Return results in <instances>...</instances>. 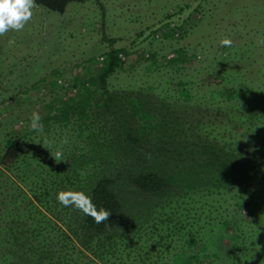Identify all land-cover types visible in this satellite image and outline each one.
<instances>
[{"label":"rangeland","instance_id":"1","mask_svg":"<svg viewBox=\"0 0 264 264\" xmlns=\"http://www.w3.org/2000/svg\"><path fill=\"white\" fill-rule=\"evenodd\" d=\"M187 18L185 26L175 28L177 35L167 32ZM223 37L232 39L231 48L220 45ZM258 39H264V0H84L69 2L63 12L36 4L22 31L0 36V156L9 141L19 146L13 165H0V191L19 201L21 209L33 200L48 214L53 205L63 214L64 206L56 199L59 191L90 196L94 183L109 176L115 179L112 190L122 204L117 233L124 237L105 250L111 253L109 259L120 264H147L149 259L152 264H186L194 248L183 247L182 239L194 235L198 253L202 226L208 221L216 226L215 218L233 213L225 229L230 232L238 220L230 201L238 191L217 190L205 197L201 166L185 162L184 168L173 167L165 156L178 145L207 152L210 147L204 144L213 143L211 148L217 150L214 133L209 132L214 123L201 125L212 121L209 115L230 123L226 137L251 138L250 145L256 146L264 142V45H257ZM111 48L122 52L120 65L107 79L108 89L118 93L116 101L97 104L90 95L73 105L76 91L61 87V81L79 76L90 83L101 69L97 60ZM188 105L199 110L198 125L194 122L191 132V119L177 115ZM124 110L133 114L135 128L120 126V121L129 124ZM33 111L42 117L43 133L29 129ZM179 118L185 126L176 123ZM127 130L135 137L134 150L142 145L139 136L145 145L159 148L148 162L167 170L169 187L163 196L140 192L131 181L132 172L116 175L117 156L130 146L123 138ZM45 139L50 150L41 145ZM57 150L65 160L59 164L50 154ZM259 164L264 168V158ZM257 189L264 197V187ZM251 194H245L246 202H251ZM12 207L6 202L3 216ZM252 208H240L242 220L253 218ZM73 209L65 207L67 212ZM19 215L23 212L14 218ZM69 217L54 219L63 227L62 220ZM230 243V235H223L207 250Z\"/></svg>","mask_w":264,"mask_h":264},{"label":"trees","instance_id":"2","mask_svg":"<svg viewBox=\"0 0 264 264\" xmlns=\"http://www.w3.org/2000/svg\"><path fill=\"white\" fill-rule=\"evenodd\" d=\"M73 1L84 0H36V4L63 12L66 5ZM187 21L188 18L179 25L174 24L171 26L173 31L170 35H174L175 28L185 26ZM167 32L169 31L167 30ZM110 41L113 42V40ZM120 53H122L120 48H111L104 54L106 58L100 64L97 60V64L101 69L96 79L89 80L90 83L85 77L79 76H74L69 82L61 81V87L76 91V97L71 102L73 105H76L82 99L88 100L90 95L95 98L97 104H113L116 101L118 93L108 89L107 79L120 65ZM152 105L156 111L154 101H152ZM160 109L162 110V107ZM124 112L129 118L128 121L131 126L125 121H120V126H123L124 129L135 128L136 121L133 114H129L130 112L127 110H124ZM198 112L199 110L194 108L193 105H188L180 115L177 113L178 117H185L186 120L191 119L188 122L189 125L187 124L189 132L193 130V124L199 118ZM209 118L212 121H202L201 125L207 126L206 124L214 123V129L212 127L209 132L212 133L213 131L214 133L217 150L211 148L213 143L204 144L210 147L207 152L199 151L197 146L191 145L193 149L188 150L187 146L178 145L169 151L170 156H165L166 163L173 167L183 164V168L186 166L185 162L192 163L197 167L200 165L202 172L200 179L205 181L201 183L205 186L203 188L205 191H203V196L205 197L216 194L217 190L225 192L238 191L237 197L233 199V202L230 201L231 212L234 207L238 220L232 225L233 228L230 232H225V229L232 224V222L227 221V217H233V213L220 218V220L215 218L216 226L208 221L205 226H202L204 234L199 241L202 240L203 244L198 253L195 252V247L197 248L198 245L196 243L197 238L194 235L183 238V247L194 248V251L188 252L184 263L264 264V238L262 237L264 235V197L259 193L261 190L257 189V185L264 187V168L259 164L264 158V142L261 141L262 143L256 146L254 144L250 145L248 140L251 138L246 140L241 136L226 137L225 134L228 126H231L230 123L226 122L225 119H220L218 115H214V117L209 115ZM176 123L186 125L185 121L182 122L180 118ZM196 124L198 125V122H195L194 125ZM126 133L129 140L127 136L123 138L129 141L130 146L125 147L126 152L121 154L120 157L117 156V161L120 163L116 175L119 176L121 172L124 175H129L132 172L134 174L131 176V181L140 192L152 195V198L163 196V192L169 187V178L164 175L167 174V170L162 169L158 163L148 162L155 155L154 153L159 151V148L145 145V138L139 136L142 145L134 150L131 145L135 137H131L128 130ZM118 142L122 144L121 139ZM234 143L235 147L233 146ZM244 143L249 147L247 150H245L247 146L244 148ZM18 155L19 146L17 143L9 141L0 156V165L4 168L13 165ZM201 155H207V157ZM160 160L165 163V160L161 157ZM142 166H146L148 170L142 169L144 168ZM114 182L115 179L109 176L101 177L94 183L91 190L90 197L97 208L104 207L111 212L108 222L101 224H97L92 217L84 215L75 208L67 212L65 207H62L64 213L61 214L60 209L53 205L54 211L49 210V214L52 213L53 216H50L48 212L42 211L33 200L23 204L21 209L19 201L14 197L9 199V195L2 188L0 191V264H99V260H103L105 264H120L115 260L111 261L109 259L111 253L107 254L105 251L109 249L108 246L116 247L123 237L117 233V226L120 223L118 218L123 215V212L122 204L112 190ZM252 192L253 194H251ZM249 193L251 194L250 200L252 203L249 200L246 202L245 199V194L248 195ZM260 198L262 200L258 201ZM8 201L13 204V207L9 212L6 211L9 215L3 216L6 210L4 205ZM251 204L253 205V218L242 220L239 212L240 208L244 205L251 206ZM19 209L23 212V216L19 215V219L14 218V216H18V213H21ZM11 210H15V212L13 213ZM68 215H70L68 219L62 220L63 227L54 219L55 217L62 219V217ZM260 219L261 222L256 223ZM134 235L140 237V234L134 233ZM145 235L147 236L146 233L143 236ZM223 235H230V245L226 247H218L217 245V247L214 246L210 248L211 250H207V245L209 247L210 242L215 240L217 242L218 238ZM74 240L77 242L75 243ZM137 241L139 243V240ZM170 245V241L164 245L166 250L169 249ZM83 248L90 249L92 255ZM160 252L163 251L160 250ZM200 254L204 255L203 259H200ZM137 255H141L140 250H138ZM147 264H152V259H149Z\"/></svg>","mask_w":264,"mask_h":264},{"label":"clouds","instance_id":"3","mask_svg":"<svg viewBox=\"0 0 264 264\" xmlns=\"http://www.w3.org/2000/svg\"><path fill=\"white\" fill-rule=\"evenodd\" d=\"M36 0H0V36L5 35L10 31H22L33 17V9L35 8ZM11 43V42H10ZM257 45H264V39H258ZM222 47L231 48L233 45L232 39L223 37L220 40ZM42 117L38 111H33L30 116L29 129L38 133L44 132V126L41 123ZM66 143V140L64 141ZM44 148L49 149L47 139L41 144ZM50 154L55 163L59 164L63 159L62 151L51 152ZM84 173H81L83 179ZM56 199L64 207H74L86 216L92 217L97 223L108 222L111 212L104 208H97L93 199L83 191L61 190L57 193Z\"/></svg>","mask_w":264,"mask_h":264},{"label":"built area","instance_id":"4","mask_svg":"<svg viewBox=\"0 0 264 264\" xmlns=\"http://www.w3.org/2000/svg\"><path fill=\"white\" fill-rule=\"evenodd\" d=\"M173 25H174V24H173ZM173 25H172V26H173ZM166 30H168V31L170 30V33L173 31V30L171 29V27H170V28L167 27ZM173 34H174V35H177L176 32H173ZM119 56L122 57V54L120 53ZM171 56H172V55H169V57H171ZM105 58H106V56H100L99 59H98V60H99L98 64H100V62H101L103 59H105Z\"/></svg>","mask_w":264,"mask_h":264}]
</instances>
